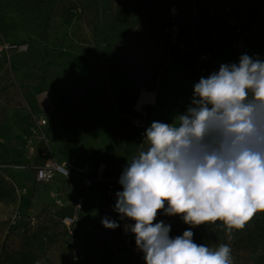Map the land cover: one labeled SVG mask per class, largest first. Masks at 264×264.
I'll use <instances>...</instances> for the list:
<instances>
[{
	"label": "rangeland",
	"instance_id": "1",
	"mask_svg": "<svg viewBox=\"0 0 264 264\" xmlns=\"http://www.w3.org/2000/svg\"><path fill=\"white\" fill-rule=\"evenodd\" d=\"M197 42L218 70L242 54L264 60V0H0V264H146L119 227H104L103 210L97 225L86 222L100 207L96 188L73 243L64 215L82 192L70 176L39 178L36 166L49 146V117L100 126L95 111L84 123L87 104L120 91L131 104L138 86L158 100H191L194 84L215 72ZM56 103L73 110L51 113ZM153 111L134 115L138 128L156 121ZM160 221L173 238L191 229L197 244H228L232 264H264V211L232 233L220 221L192 227L163 210Z\"/></svg>",
	"mask_w": 264,
	"mask_h": 264
},
{
	"label": "clouds",
	"instance_id": "2",
	"mask_svg": "<svg viewBox=\"0 0 264 264\" xmlns=\"http://www.w3.org/2000/svg\"><path fill=\"white\" fill-rule=\"evenodd\" d=\"M118 182L114 211L135 221L126 228L146 264H232L228 244H197L191 229L173 238L156 219L163 210L192 227L220 221L232 233L264 211V60L242 54L201 77L183 113L146 129Z\"/></svg>",
	"mask_w": 264,
	"mask_h": 264
},
{
	"label": "crops",
	"instance_id": "3",
	"mask_svg": "<svg viewBox=\"0 0 264 264\" xmlns=\"http://www.w3.org/2000/svg\"><path fill=\"white\" fill-rule=\"evenodd\" d=\"M148 90L150 91V100L146 102L145 106L149 110H154V120L156 119V121L164 123L172 122L176 115L185 111V107L188 106V101H190H186L185 97L178 96L177 93L169 99L163 97L158 100L154 98L153 91ZM141 92L140 90V95ZM122 93L125 95L124 98L115 97L110 102L98 101L97 104L92 106L87 104L88 107L84 113V123L87 122L88 114L95 111L97 118L100 119V126L94 127L85 123L87 126L83 128L79 120L74 121V125L68 124L65 118L61 117L63 113L59 116L49 117V146L57 160L75 172L85 164H88L90 167L98 165L103 168L104 181L93 187L96 188L99 196L101 195L100 188H104L105 181L121 176L128 160L130 161L136 155L144 140L146 129L138 128L133 119L134 115L139 112L136 109L138 99L134 107L121 112L122 108L129 105V96L124 91H120V94ZM51 97L56 101L57 97L54 94ZM56 105L51 113L58 108L61 109L60 111L63 110L65 112H72L73 110V107L63 108L58 103ZM166 109L169 111H165ZM112 125V136L110 137L108 130ZM105 145H109V147L100 153L99 162L96 164V154ZM87 151L88 156L85 155ZM82 156H85L87 160H81L80 157ZM70 180L78 190H81L83 193L86 192V189H81L83 180L78 174L72 173ZM92 189L88 192V195L92 192ZM101 199L100 196V202ZM100 213L101 207H98L96 211L90 212L86 222L97 225L101 221L99 218Z\"/></svg>",
	"mask_w": 264,
	"mask_h": 264
},
{
	"label": "built area",
	"instance_id": "4",
	"mask_svg": "<svg viewBox=\"0 0 264 264\" xmlns=\"http://www.w3.org/2000/svg\"><path fill=\"white\" fill-rule=\"evenodd\" d=\"M43 122L47 123V119ZM66 171H68V175L65 174ZM36 173L39 178H45L48 180L55 178L57 175L70 176L72 173L78 174L82 178L83 184L81 189H86V192L77 195L71 212L64 215V222L68 228L69 235L72 237L73 243L79 242L80 237L77 233V224L86 208L88 192L104 181L103 168L98 165L90 167L88 164H85L79 167L77 172L72 171L64 163L57 160L53 155L51 148L48 145H45L41 150V159L36 166ZM119 179L120 177H117L105 181L103 194L101 193L102 199L100 207L101 210H103L102 213H104L108 219H114L117 217V220H114L120 225L119 235L125 240L129 249L135 253V256H137L143 252L139 250L136 245L135 234L126 228L127 225H132L135 221L128 218L121 220L120 214L114 211V206L117 200L116 193L122 191V185L118 182Z\"/></svg>",
	"mask_w": 264,
	"mask_h": 264
},
{
	"label": "trees",
	"instance_id": "5",
	"mask_svg": "<svg viewBox=\"0 0 264 264\" xmlns=\"http://www.w3.org/2000/svg\"><path fill=\"white\" fill-rule=\"evenodd\" d=\"M191 37L194 39V38H195L194 34H191ZM196 47H197L199 53L205 57L206 62L209 63L210 66H211L215 71H218V68H217V66H216V64H215V62H214V60H213L210 56L205 55V53H204L203 50H202L201 45H200L198 42L196 43ZM176 49L180 50L181 47H180V46H177ZM156 74H157V68L155 69V71H154V76H153V78L150 80V82H153V81L156 80V78H157V75H156ZM140 90H141V86H138V87H137V92H136V95H135V98H134L133 102H132L131 104L125 106L124 108H122V109H121V112L127 111L128 109H130V108H132V107H134V106L136 105V101H137V99H138L139 96H140ZM112 127H113V125H112V126L109 128V130H108V133H109V136H110V137L112 136ZM108 147H109V145H105V146H102V147L98 150V152H97V154H96V164L99 162V156H100V153H102V152H104L105 150H107Z\"/></svg>",
	"mask_w": 264,
	"mask_h": 264
},
{
	"label": "bare ground",
	"instance_id": "6",
	"mask_svg": "<svg viewBox=\"0 0 264 264\" xmlns=\"http://www.w3.org/2000/svg\"><path fill=\"white\" fill-rule=\"evenodd\" d=\"M124 93L120 94L119 98H124ZM150 100V91L148 89H143L141 95L138 98L136 109L138 111L142 110L146 102Z\"/></svg>",
	"mask_w": 264,
	"mask_h": 264
}]
</instances>
